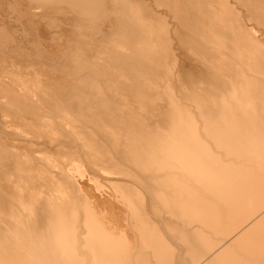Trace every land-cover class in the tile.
Segmentation results:
<instances>
[{
    "label": "bare ground",
    "instance_id": "obj_1",
    "mask_svg": "<svg viewBox=\"0 0 264 264\" xmlns=\"http://www.w3.org/2000/svg\"><path fill=\"white\" fill-rule=\"evenodd\" d=\"M159 1L165 5L167 3L166 0H157ZM248 1H245V6L246 3L249 5ZM258 1L255 6L249 5L251 9L256 8ZM153 2L0 0V264H264L262 41L259 43V38H255L257 41L253 39L256 32H252L251 36L248 31H254L255 26L247 30V21L244 22L240 13L238 17L235 16V7H231L228 0L193 1L192 7L196 9L193 19L201 20L202 17L200 19L198 15L202 14L208 22L201 25L202 19L200 26L196 28H192L194 23L188 25L190 18L185 20L190 15H183L188 3H183L182 7V2H170L168 5L176 22V26L172 27L175 38L181 42L194 43L196 47L189 44L191 48H198L197 51L194 50V56L199 57L207 69L201 75L195 74L194 68H187L182 72L185 80L194 81V84L196 81L199 84L200 81L199 85L203 86L187 89L179 84L182 81L181 75L175 74L177 71L171 68L174 65H162L165 57L161 59V50L166 45L163 44L166 40L163 37L159 42L158 38L164 35L163 32L170 33L172 25L167 21V14H163L167 19L163 18V21L158 16L161 13L153 15V11L158 9ZM213 3L217 5L214 6ZM64 10L73 13L70 18L72 27L79 28L80 25L88 30L92 28L90 25L98 26L97 20L101 18L105 23L103 28L107 29L108 22L104 20L109 16L112 19L113 16L115 30L110 33L113 35L106 37L107 39L104 34L103 36L107 43L113 38L116 42L121 40L122 46L115 48V56L134 58L147 71L152 70L157 74L152 72V77L151 73L148 80H142L145 81L142 86L138 87L140 82H135L136 87L128 78L121 80L124 76L122 71L121 79L112 72V75L101 76L98 80L96 78L101 72L93 79L90 74H78L76 70L79 67L76 69L69 65L67 68L71 76L68 74L70 77L62 81L55 72L54 75L41 68L37 71L31 69L35 67H31L33 64L30 66L28 61L26 63L27 52L22 49L24 37L27 38L29 34L31 39L34 37L42 42L53 31L46 29L43 19L51 17L52 23L61 21V17L51 15ZM170 10L166 11L169 13ZM255 10L254 13L259 14L260 11ZM231 12L239 19H236L238 23L229 21V15L231 18L233 16ZM11 13L15 14L14 20L11 19L12 15L8 16ZM261 14L256 21L264 26V14L259 17ZM18 22H24L28 27L22 25L24 28L18 30ZM72 29L75 31V28ZM195 29H200L201 32L194 33ZM61 30L58 32H62ZM80 33L73 36L76 45L86 48L91 37L86 38L81 34L85 38L82 41ZM78 36L80 39H77ZM42 45L43 43L39 46ZM34 46L33 44L31 48ZM187 46L184 47L188 49ZM47 49L37 50L41 51L37 55L43 56L42 59L48 56L50 62L53 60L51 57L56 58V55ZM32 59L31 62L37 64ZM56 62L54 64L57 65ZM125 63H120L124 70ZM37 65L33 66L37 68ZM80 79L89 82L95 88V93L100 92L102 87L117 88L120 96L118 93L116 95V90H107L113 93L106 92L109 93L106 95L101 91V94H94L96 97L92 98L99 103L105 101L108 104L106 107L109 106L106 111L109 110L110 114L112 112L111 116L107 117V112L96 113L91 106L94 111L79 113L81 108L91 109H87L88 104H84L86 99L78 93L76 81ZM204 88L206 92L202 93L201 89L204 91ZM54 92L59 93L57 98L73 94L76 105L70 106L68 103L69 110L72 108L77 111L79 119L83 116L85 121L93 124L96 131L89 127L90 131L82 124L83 127L74 118L78 115L70 117L73 115H69L67 107L64 108L68 115L60 108L63 111L61 114L58 99H55L58 101L55 105L57 109L49 104L52 100L55 101L51 100L56 94ZM147 93L155 98L147 97ZM42 102H47L50 110ZM161 105H165V112L160 110ZM52 107L56 110L51 109ZM113 115L117 120H120L118 117L124 118V123H117L119 121ZM105 123H110L111 126L104 127ZM156 124L160 126L155 128ZM69 131L73 133V138L69 136ZM73 143H77V146L80 144L82 152L92 153H89L90 159L102 144H109L108 147L105 146V153L102 151L107 154L106 158L102 155L107 164H103L105 159L100 151V154L95 155L96 159H92L97 160L100 165L102 163L101 167H94L92 161L90 167L84 166L81 162L86 156L80 158V162V155L75 150L68 149L74 147ZM97 145L100 146L97 148ZM48 153L56 158L50 160ZM5 157L9 160H4ZM56 159H62V165ZM43 164L47 165L52 178L49 173V185H45L42 180L45 188L41 189V184L33 176L36 175L37 178L39 175V172L36 174V169L44 171L45 168H41ZM86 166L92 174H99L97 177H101L105 183L113 182L109 185H115L111 187L118 191L120 201L122 199L129 208V225L132 224L131 229L135 234L131 239L127 236L130 233L125 232L127 228L122 227L119 210L116 211L109 201L99 199L95 193L97 188L94 191L89 180L81 182L83 179L74 177L75 174L81 177L80 173ZM126 166L130 169H126ZM43 176L45 179V175ZM93 184L99 186L98 183ZM140 184L137 190L135 187ZM133 188L136 189L135 192L132 191ZM137 202L140 203L139 207Z\"/></svg>",
    "mask_w": 264,
    "mask_h": 264
},
{
    "label": "rangeland",
    "instance_id": "obj_2",
    "mask_svg": "<svg viewBox=\"0 0 264 264\" xmlns=\"http://www.w3.org/2000/svg\"><path fill=\"white\" fill-rule=\"evenodd\" d=\"M150 1H154L153 3H154V5L158 8V9H156V11H153V15H155V14H159V13H161L160 15H158L159 17H160V19L162 18V21H163V18H165L166 19V17H167V21L169 22V23H171V31H170V33H168L167 32V34H166V32H163V34L165 35H161V36H159V38H158V41L160 42V40H163V39H165L166 41H165V43H163V44H166V45H164L163 47H166V49H164L163 47H162V49L163 50H161L162 52H161V59H163V57H165L163 60H162V65L164 64V66L163 67H166V66H169V67H171V66H173V67H171V68H173L174 70L173 71H177V73L175 72V74H178V75H181L180 76V81H181V79H182V81L179 83V84H181V86H183V87H185V88H187V89H189V87L190 88H192V89H194V88H202L203 86H202V84H201V86L199 85L201 82L199 81V84H198V81H196L195 82V84L197 85H195L193 82H188L187 80H185L184 79V77L182 76L183 75V73L185 72V70H187V68H191L192 70H193V68H194V72H195V74H197V75H201L202 73H204L203 71H206L207 69H206V66L199 60L200 58L199 57H196V56H194V54H196V52L195 51H197L198 50V48H194V47H196L195 45H194V43H192V42H184V41H182L184 44V46H187V44H188V46H187V48L188 49H186L183 45H182V42H181V40H177L176 38H175V35H174V31H173V26H176V22L174 21L175 20V18H174V13H173V11L172 10H170L171 9V7L169 6L170 5V2L172 3V2H180V4H181V2H182V0L180 1V0H173V1H169V0H166V5L165 4H163L162 3V1L160 2H157V0H150ZM194 2H195V0H193ZM192 0H185L184 2H182V4H181V6L183 5V3L185 4H187V7H185L186 9V13L184 12L183 13V15L185 16V17H187L188 15H190V17L188 16L187 18H185V20L186 19H188V18H190V22L188 23V25L189 24H191V23H194V24H192V28H196L197 26H200L199 24L201 23V20L203 21L202 23H201V25L202 24H205V23H208L207 22V20H206V18H205V16L204 15H198L199 17H200V19H201V17H202V19L201 20H197V18H196V20L197 21H195L194 19H193V16L192 15H194L195 13L194 12H196L195 10V8H193L192 7V5L193 4H191L192 2H193ZM230 1V5H231V7H235L234 9L236 10L235 12L233 11L234 9L232 8V10L231 11H233V13L235 14V16L236 17H238V13H240L239 14V16H241V14H242V16H241V18H243V20H244V22H246L245 24H247L248 25V27H247V25H245V27H246V29L247 30H249V29H251V28H253V26H255V28H254V31H252V30H250V31H248L249 32V34H251V36L253 35L252 34V32L254 33V32H256L255 34H254V36H252L253 37V39L254 40H256L255 38H259L258 39V42L260 41H262L261 42V44H262V47L264 46L263 44H264V26L263 25H260L256 20L258 19V15L260 14V13H262V14H264L263 12H264V0H257L258 1V3L259 4H261V2H262V4L261 5H259L258 3H256V8L259 6L260 8H261V10H260V8L258 7V9H256L254 6H255V2H257L256 0H249L248 2H249V5H254L252 8L253 9H251V6H247V4L248 3H246V6H245V1H247V0H228V2ZM239 1V2H238ZM169 2V3H168ZM193 2V3H194ZM241 2H243L242 4H241ZM190 3V4H189ZM239 3V4H238ZM169 4V5H168ZM215 4V5H214ZM235 4H236V6H235ZM213 5L214 6H216L217 5V3H213ZM234 5V6H233ZM239 5V6H238ZM167 6H169V7H167ZM184 6H186V5H184ZM189 6V7H188ZM210 6H212V5H210ZM165 7H167L168 9H165ZM183 7V6H182ZM246 7H248L247 9H245ZM249 7H250V9H249ZM161 8V9H160ZM187 8H189V9H187ZM165 9V10H164ZM192 9V10H191ZM256 9V10H255ZM164 10V11H163ZM168 10H170L169 11V13L167 12ZM189 10V11H188ZM250 12H249V11ZM254 10L256 11V12H258V11H260L259 12V14H255L254 13ZM263 10V11H262ZM67 11V10H66ZM66 11L64 10L63 12H61V13H55V15L53 14V15H51V16H58V17H61V21H57V22H53L52 23V18L51 17H49V18H45V19H43V23L46 25V29H48L49 31H52V33L51 34H47L46 35V37L42 40V42L41 41H38V39L37 38H30L29 36V34L27 35V38H26V36L24 37V43H23V45L26 43V40H27V43H26V45H22V49H24V51H25V53L27 52L28 53V50H30L29 51V53L31 52V50H32V54L30 53H28L29 54V56L30 55H32V56H28V54L26 53V57H28V59L29 58H33V59H35V56H36V58L38 59V61H37V59H35V60H33L32 59V61H34V62H36L37 64H34V63H32L31 62V59H27L26 60V57L24 58L25 60H26V63H27V61H28V63H29V65L31 64H33V65H37V68H36V66H31V67H35V68H31V69H35V71H37V69H39L40 70V68L42 69V70H48L49 72L51 71V73H53V72H55L57 75L56 76H58V77H61L62 78V81L63 80H67L71 75V72L69 71V69L67 68L69 65L70 66H72L73 65V67L75 66L76 67V69L78 68L80 71L81 70H83V71H81V73H80V71L77 69H75L77 72H78V74H90L91 76H92V78L93 79H95L96 78V76L95 75H97V74H99L100 72V74L97 76V78L96 79H98L99 77H101V76H106V75H112V72H113V74H116V76H118L120 79H121V74H122V76L124 77H122V79L121 80H125L126 78H128L129 79V81H131L132 80V83H134V85H135V82H137V83H139L140 82V84H138L137 86L139 87V86H142V82L144 83L146 80H148V78L151 76L152 77V75H153V73L154 74H157L155 71H152V70H149V71H147L145 68H144V66H141V64L137 61V60H135L134 58H131V57H129V56H122V57H120L119 58V56H115V51H116V49L115 48H117V47H119V46H122V43L120 42L121 40H118L117 42H116V39L115 38H113V39H111L108 43H107V41H106V37H110L111 35H113V34H110L111 33V31H112V33H114V30H115V26H114V21H112L113 20V16H112V19H111V17L109 16V17H107V20L105 19L104 20V22H108V28L107 29H104L103 28V26L102 25H104L105 23H103L102 22V18H101V20L100 19H98L97 21L99 22V25L98 26H96V27H93V25L91 26L90 25V28H91V30H88L86 27H84V26H80L79 25V28H78V26H76V27H72V21H71V17H72V14L73 13H71L70 11H67V13H66ZM172 11V12H171ZM183 11V10H182ZM188 11V12H187ZM69 12V13H68ZM165 12V13H164ZM242 12V13H241ZM65 13V14H64ZM173 13V15H171ZM190 13V14H189ZM194 13V14H193ZM246 13V14H245ZM249 13H250V16L252 17V18H254V19H252L250 16H249ZM252 13V14H251ZM166 15V17L164 16V15ZM168 14H170V15H168ZM186 14H188V15H186ZM234 14H232V12H231V15H233L232 16V18H231V16L229 15V21L231 22V21H234L233 23H238V18H236L235 16H234ZM260 15L259 17H261V16H263V15ZM13 16V17H11V19H15L14 18V15L15 14H8V16ZM152 15V14H151ZM152 15V16H153ZM253 15V16H252ZM256 15H257V18H256ZM157 16V15H156ZM156 16H155V18H156ZM5 17H7V16H5ZM159 17H157L156 19H158ZM172 17V20H170V18ZM204 17V18H203ZM234 17V18H233ZM246 18V19H245ZM248 18V19H247ZM109 19V20H108ZM160 19H158L157 21L158 22H160V23H162V21L160 20ZM236 19H238V20H236ZM251 19V20H250ZM48 20V21H47ZM54 20V19H53ZM183 20H184V18H183ZM187 20V21H188ZM46 21V22H45ZM171 21V22H170ZM192 21V22H191ZM253 21V22H252ZM110 22V23H109ZM205 22V23H204ZM243 22V23H244ZM48 23H50V24H48ZM58 23H59V25H58ZM174 25H173V24ZM196 23H197V25H196ZM256 23V24H255ZM257 23L260 25H258V27L256 28V26H257ZM20 24V25H19ZM61 24V25H60ZM183 24V23H182ZM184 24L185 25H187V22L186 21H184ZM17 29L18 30H22L24 27L26 28V26L28 25H26L24 22H18L17 24ZM24 27H23V26ZM55 25V26H54ZM250 25V26H249ZM191 26V25H190ZM189 26V27H190ZM252 26V27H251ZM262 26V27H261ZM21 27H22V29H21ZM28 27V26H27ZM57 27V28H56ZM70 27H72V28H75V31L72 29V28H70ZM173 27V28H172ZM61 28H62V30H61ZM65 28V29H64ZM81 28H83V30H84V32H86V33H84V32H82L83 30L81 29ZM89 28V29H90ZM52 29V30H51ZM62 31V32H64V33H62V32H58V31H60V30ZM71 29H72V31H71ZM78 29H79V31H78ZM113 29V30H112ZM257 29V31H258V29H259V31L257 32V31H255ZM63 30H65V31H63ZM82 30V31H81ZM85 30H87V31H85ZM94 30V31H93ZM56 31V32H55ZM67 31V32H66ZM71 31V32H70ZM80 31H81V33H80ZM173 31V32H172ZM194 31V33L195 32H197V34L199 33V32H201L200 31V29H195V30H193ZM21 32V31H20ZM259 32H262V33H259ZM61 33V34H60ZM76 33V34H75ZM80 33V37H81V34H83V36H85L86 38H88V37H91L90 39H89V45H87L86 46V48H84V47H82V46H80V45H76V41H75V38L73 37V36H76V35H78V34ZM91 33V34H90ZM106 33V34H105ZM110 35H109V34ZM31 34V33H30ZM75 34V35H74ZM86 34H88V35H86ZM99 34V35H98ZM103 34L105 35V38H104V36H103ZM108 34V35H107ZM62 37H60V36ZM71 35V36H70ZM90 35V36H89ZM167 35V36H166ZM257 35V36H256ZM82 36V37H83ZM88 36V37H87ZM31 37H32V35H31ZM65 37V38H64ZM69 37V38H68ZM81 37V38H82ZM164 37V38H163ZM168 39H167V38ZM47 38V39H46ZM54 38V39H53ZM163 38V39H162ZM35 39V40H34ZM47 41H46V40ZM57 39V40H56ZM60 39V40H59ZM61 39H62V41H61ZM69 39V40H68ZM72 39H74V40H72ZM77 39H80L79 38V36H78V38ZM85 38L83 37V39H81L82 41L84 40ZM105 39V40H104ZM172 39V40H171ZM30 40H32V41H30ZM64 40V41H63ZM67 40V41H66ZM104 40V41H103ZM113 40H115L114 42L116 43H114L113 42ZM175 40V41H174ZM53 41V42H52ZM95 41H97L96 43H95ZM168 41V42H167ZM171 41V42H170ZM257 41V40H256ZM30 42H33V44L35 45L33 48H31L32 46H33V44L32 43H30ZM42 44L43 43V45H44V47H43V45H42V47H40L39 45H41L40 43ZM99 42V43H98ZM112 42H113V44H112ZM120 44H119V43ZM162 42H164V41H162ZM259 42V43H260ZM35 43H37V44H35ZM48 43V44H47ZM110 43H111V45H110ZM118 43V44H117ZM168 43V44H167ZM169 43H172V44H174V46L172 45V44H170L169 45ZM29 44H31V47H29L30 45ZM47 44V45H46ZM56 44H58V45H56ZM189 44H191L192 46H194L193 48H191L190 47V45ZM13 45H15V43H13ZM168 45V46H167ZM182 47H184V48H182ZM54 48H53V47ZM115 46V47H114ZM24 47V48H23ZM29 47V48H28ZM37 47H39V48H37ZM71 47V48H70ZM78 47V48H77ZM81 47L83 48V49H85V52H84V50H82L81 49ZM170 47V48H169ZM190 47V48H189ZM34 48H36V49H34ZM43 48H44V50L46 51V49H47V51H50V52H52V53H54L55 55H56V58H54V57H51V59H53L52 61H50V62H52V63H50L49 62V60H50V58L48 57V56H44V57H46V58H44V59H42L43 58V56H38L37 54H39L38 52H41L42 50H43ZM57 48V49H56ZM77 48V49H76ZM99 50H98V49ZM101 48V49H100ZM27 49V50H26ZM42 49V50H41ZM79 49V50H78ZM107 51H106V50ZM191 49H193V50H191ZM37 50H41V51H37ZM54 50V51H53ZM56 50V51H55ZM58 50V51H57ZM59 50H60V53H59ZM65 50V51H64ZM80 50L82 51V52H80ZM102 50H103V52H102ZM109 50V51H108ZM112 50V51H111ZM165 50V51H164ZM171 50V51H170ZM172 50H173V52H172ZM188 50V51H187ZM195 50V51H194ZM16 51V50H15ZM35 51H36V54H35ZM68 51V52H67ZM99 51V52H98ZM167 51V52H166ZM192 51V52H191ZM64 52V53H63ZM77 52V53H76ZM84 52V53H83ZM90 52V53H89ZM102 52V53H101ZM189 52V53H188ZM78 53H82L83 55H81L80 56V54H78ZM164 53H166V54H164ZM186 53V54H185ZM193 55H192V54ZM263 53H264V51H263ZM61 54V55H60ZM64 54V55H63ZM77 54V55H76ZM88 55V56H86V55ZM106 54V55H105ZM111 54V55H110ZM114 54V57L112 56ZM35 55V56H34ZM68 55V56H67ZM69 55H70V57H69ZM75 55V56H74ZM79 55V56H78ZM175 55V56H174ZM85 56V57H84ZM103 56V57H102ZM189 56H190V58H189ZM194 56V57H193ZM41 57V58H40ZM78 57H80L79 58V60H77V58ZM88 57V58H87ZM92 57V58H91ZM95 57H97V58H95ZM58 58V59H57ZM71 58H73V59H71ZM83 58H85V59H83ZM86 58H87V61H86ZM100 58V59H99ZM101 58H102V61H104V62H102L101 61ZM108 58V59H107ZM130 58V59H129ZM199 58V59H198ZM42 59V60H41ZM56 59V60H55ZM76 59V60H75ZM80 59H82V61L80 60ZM88 59H90V60H88ZM96 59V60H95ZM111 59V60H110ZM124 59L126 60V61H124ZM179 59V60H178ZM186 59V60H185ZM59 60V61H58ZM100 60V61H99ZM166 60V61H165ZM168 60V61H167ZM177 61V64H176V61ZM40 61H44V62H40ZM45 61H47V63L45 62ZM57 61V62H56ZM78 61H80V62H78ZM90 61V62H89ZM121 61H123L124 63L126 62L127 63V65H125L124 64V66L126 67L125 69L126 70H124V68H123V64L122 65H120V63H121ZM175 61V62H174ZM197 61V62H196ZM199 61V62H198ZM25 62V61H24ZM49 62V63H48ZM57 63V65L56 64H54V63ZM113 62V63H112ZM133 62V63H132ZM165 62H167V63H165ZM191 62V63H190ZM200 62H201V64H200ZM74 63V64H73ZM88 63H89V65H88ZM105 63V64H104ZM107 63V64H106ZM115 63L117 64V65H115ZM128 63H130L129 65H128ZM131 63H132V65H131ZM136 63V64H135ZM181 63V64H180ZM67 64V65H66ZM79 64H81V65H79ZM84 64H85V66H84ZM97 64V65H96ZM102 64V65H101ZM139 64V65H138ZM184 64V65H183ZM61 65V66H60ZM63 65V66H62ZM88 65V66H87ZM115 65V66H114ZM166 65V66H165ZM191 65V66H190ZM42 66V67H41ZM43 66H45V67H47V68H45V67H43ZM56 66V67H55ZM103 68H102V67ZM114 66V67H113ZM118 66V67H117ZM121 66V67H120ZM129 66V67H128ZM131 66H133V68L131 67ZM185 66V67H184ZM193 66V67H192ZM203 66V67H202ZM201 67H202V69H201ZM65 68H67V69H65ZM82 68V69H81ZM85 68V69H84ZM143 68V69H142ZM51 69V70H50ZM53 69V70H52ZM105 69V70H104ZM118 69V70H117ZM139 69V70H138ZM140 69L141 70H143V71H140ZM176 69V70H175ZM206 69V70H205ZM57 70H59V71H57ZM66 70V71H65ZM93 70H95L94 72H93ZM136 70H138V71H136ZM145 70V71H144ZM202 70V71H201ZM87 71V72H86ZM120 71H122L121 72V74H120ZM126 71V72H125ZM133 71H134V73H133ZM139 71H140V73H139ZM179 71V72H178ZM196 71H197V73H196ZM61 72V73H60ZM69 72V73H68ZM89 72V73H88ZM97 72V73H96ZM128 72V73H127ZM147 72H149V73H147ZM153 72V73H152ZM183 72V73H182ZM60 73V74H59ZM67 73V74H66ZM118 73H119V75H118ZM152 73V74H151ZM54 74V73H53ZM66 75V76H64V75ZM70 76H69V75ZM93 74H94V76H93ZM128 76H126V75ZM135 74H137V76H135ZM148 74V75H147ZM151 74V75H150ZM55 75V74H54ZM150 75V76H149ZM62 76H64V77H62ZM69 76V77H68ZM129 76H132V77H129ZM141 76V77H140ZM146 76V77H145ZM73 77V76H72ZM95 77V78H94ZM148 77V78H147ZM161 77H163V76H161ZM102 78V77H101ZM100 78V79H101ZM131 78V79H130ZM132 78H134V79H132ZM143 78V79H142ZM145 78V79H144ZM147 78V79H146ZM227 78V77H226ZM232 78V77H231ZM230 77H229V79H231ZM128 79H126V80H128ZM137 79V80H136ZM75 80V79H74ZM99 80V79H98ZM133 80H135V81H133ZM139 80V81H138ZM142 80H145V81H142ZM228 80V79H227ZM84 81V80H83ZM83 81L80 79V80H78V81H76L77 82V84H78V86H79V88H77V90H78V93H80V95L81 96H83L84 97V100L86 101H84L83 103L86 105V104H88L86 107H88L87 109H89V108H91V107H93V109L94 110H96L95 112L97 113V112H101L100 114H105V112H107V114H109V115H107V117H109V116H111L112 115V112H111V114H110V112H109V110H107L106 111V109L108 108L109 109V106L108 107H106L108 104L107 103H105V101H101L100 103L99 102H96L94 99H92L93 97L95 98L96 97V95H94V94H97V93H100L101 94V91L103 92H105V94L107 95V94H109V93H113L117 88L115 87V88H109V89H106V87H102V89H100L99 91L100 92H96L95 93V88H93L90 84H89V82H85L84 81V83H83ZM184 81V82H183ZM185 81H187V83L185 82ZM99 82V81H98ZM79 83H80V85H79ZM82 83V84H81ZM136 83V84H137ZM184 83V84H183ZM188 83H191V84H189L188 85ZM194 84V86H193V84ZM203 83V85L205 86L206 84L204 83V82H202ZM226 84H227V82H225ZM225 84V85H226ZM185 85V86H184ZM191 85H192V87H191ZM136 86V85H135ZM136 86V87H137ZM212 87V86H211ZM86 88V89H85ZM196 88V89H197ZM206 88V87H205ZM204 88V89H205ZM207 88L208 89H210L209 88V86H207ZM88 89V90H87ZM106 89V90H105ZM195 89V90H196ZM107 90H112L111 92L110 91H107ZM211 90V89H210ZM117 91V90H116ZM225 91V89L223 90V91H221L222 93ZM84 92H85V94H84ZM106 92H109V93H106ZM197 92H199V93H205L206 92V89L203 91L202 89H201V92H200V90H198ZM220 92V93H221ZM57 94V92H54V94ZM76 93V92H75ZM74 93V94H75ZM116 93V95H118L119 93H118V91L117 92H115ZM118 93V94H117ZM209 94L211 93V92H208ZM208 93H206L207 95H208ZM214 93V92H213ZM213 93H211V94H213ZM51 95L53 94V92H51L50 93ZM53 95L52 96V98H51V100L52 99H58V101H51L49 104H52L54 107H56L55 105H57L58 104V107H59V105H60V107H59V112L61 113V114H63L62 112L64 111L65 112V109L66 108H64V107H67V109L66 110H68V111H66V112H68L69 113V115H73V116H70V117H74L75 115H78V117L76 118V116L74 117L75 119H78V121L81 123V125L83 124L85 127H86V129H88V130H90L91 129V127H93L92 125V123L91 122H88V121H85L84 119V117L82 116L80 119H79V117H80V115H79V113L80 114H82L84 111L85 112H89L90 110H93L92 108L91 109H89V110H86V108H81L80 109V112L79 113H77V111H74L72 108V110H73V112L71 111V109L69 110V108L68 107H70V106H74V104L76 105V103H75V101H76V98H75V100H73V94L71 95V94H66V95H63L64 97H59V98H57L56 96H58V94L57 95ZM87 94V95H86ZM92 94V95H91ZM103 94V93H102ZM104 94V95H105ZM216 94V93H215ZM51 95H50V97H51ZM121 94H119V96H120ZM149 95H150V93H149ZM55 96V97H54ZM151 96V98H155V96L154 95H150ZM150 96H148V93H147V97H150ZM54 97V98H53ZM83 97H82V99H83ZM63 98V99H62ZM65 98H66V101H63V100H65ZM91 98V99H90ZM151 98H149V99H151ZM153 98V99H154ZM60 99V100H59ZM73 102H72V101ZM61 101V102H60ZM64 103H63V102ZM90 101V102H89ZM58 102V103H57ZM103 102V103H102ZM44 103H46V104H48L47 102H42V104H44ZM55 103V104H54ZM57 103V104H56ZM63 103V104H62ZM69 103V105L67 106V104ZM98 103V104H97ZM46 104H44L45 106V108L47 109V110H50V105L48 104V106L46 105ZM81 104H82V102H81ZM83 104V105H84ZM79 105H80V102H79ZM48 108H47V107ZM62 106V107H61ZM91 106V107H90ZM121 106H123V105H121ZM163 106V107H162ZM54 107H52L51 109H53V110H56L58 107H56V109L54 108ZM100 107V108H99ZM60 108H61V110H63V111H61L60 110ZM64 108V109H63ZM165 110V105H161L160 106V110L161 111H164ZM93 110V111H94ZM79 111V110H78ZM102 111H103V113H102ZM65 112V114H67ZM82 112V113H81ZM84 112V113H85ZM91 112V111H90ZM165 112V111H164ZM73 113V114H72ZM74 113H76V114H74ZM68 115V114H67ZM115 118H116V120H117V117L115 116V115H113ZM112 116V117H113ZM55 117V116H54ZM112 117H110V118H112ZM113 117V118H114ZM45 119H46V117H44ZM47 118H49V117H47ZM84 118V119H83ZM115 118H114V120H115ZM53 121L55 120L54 118H51ZM118 119H120V120H117V121H119V122H117V123H124V118H122V117H118ZM83 121V123H82V121ZM122 120H123V122H122ZM112 121H113V119H112ZM111 121V122H112ZM86 122V123H85ZM108 124V125H107ZM110 123H105V125L103 124V126L104 127H106V126H111V125H109ZM82 125V126H83ZM89 125V126H88ZM83 126V127H84ZM158 126H160V125H157L156 124V126H155V128H157ZM89 127H90V129H89ZM96 127V126H95ZM98 127V126H97ZM108 127V128H109ZM93 129H94V127H93ZM92 130V129H91ZM90 130V131H91ZM96 130L94 129V132H95ZM66 133H68V132H66ZM65 133V135H68V134H66ZM71 133L72 132H70L69 131V136L70 137H72L73 136V133H72V135H71ZM73 138V137H72ZM68 144V143H67ZM75 143H73V146L74 147H68V149L70 148V150H75L77 153H78V155H80V156H82V157H80L79 156V161L84 157V156H86L85 158H83L82 159V164L85 166V165H87V166H89L90 167V165L92 164H94V167H101V165H102V163H101V165H100V163L99 162H97V160H95L96 159V154L97 153H99L100 151V153H101V156L103 155L105 158H106V156L105 155H107V154H104L105 153V148H107L108 147V145L109 144H107V143H104V144H100L99 146L97 145L96 147L99 149V150H97V151H95L94 153H96V154H94L93 156H95V157H93L92 155H91V159H90V154H92V153H85V152H82V147H81V145L80 144H78V146H77V143L74 145ZM106 144V145H105ZM68 146V145H67ZM72 146V145H71ZM77 146V147H76ZM105 146H107V147H105ZM79 147V148H78ZM57 148V147H56ZM78 148V149H77ZM103 148V149H102ZM79 150V151H78ZM104 153H103V152ZM82 153V154H81ZM85 153V154H84ZM99 153V154H100ZM103 153V154H102ZM48 154H50V153H48ZM88 154V155H87ZM111 156L112 155H114V154H110ZM52 156H55V155H52ZM51 156V154L49 155V159L50 160H53V159H55L54 157H52ZM88 156H89V159H88ZM102 156V157H103ZM103 157V158H104ZM52 158V159H51ZM81 158V159H80ZM92 158H95V159H92ZM104 158V159H105ZM8 158L7 157H5L4 158V160H7ZM58 159V158H57ZM56 159V160H57ZM86 159V160H85ZM9 160V159H8ZM88 160V161H87ZM90 160V161H89ZM96 161L95 163H94V161ZM55 161V160H54ZM60 161H62V159L60 160L59 159V161L57 160L56 162H58L59 164H61L62 165V163L60 162ZM84 161V162H83ZM92 161V162H91ZM105 161V162H104ZM103 162V164H107L106 163V159L104 160ZM87 162H89V163H87ZM90 162H91V164H90ZM84 163H86V164H84ZM98 163V164H97ZM97 166H96V165ZM43 167H41V168H45L44 169V171L42 170V169H36L37 171H35L36 172V174L39 172V175H37V178H38V180H41V182L40 181H38V180H36L37 178L35 177V176H33V174H32V176H33V179L36 181V182H39L41 185H42V180L44 181L43 183L46 185V184H48L49 183V180H51V178H52V173L51 172H49V170L47 169L48 167H47V165L45 166L44 164L42 165ZM85 167V169H84V173L82 174V173H80L81 175V177H79L78 175L79 174H75V178H76V176H77V178L79 179V180H81V179H83V180H81V182L82 181H90L89 182V185H91V187H93V189H94V191H95V189L97 188L98 189V191H97V189H96V191H95V193L97 194V196H98V198L99 199H102L103 201H109L113 206H114V208H115V210L116 211H118V213H120L119 215L122 217L121 219H122V227H125V229H126V233L128 232V233H130V234H128L127 236L131 239L132 238V236H134L135 234H134V232L132 231V229L131 228H133V226H131V225H129L130 224V220H129V208L126 206V204L124 203V202H122V199H121V201H120V199H119V193H118V191L116 192L115 191V189H114V187H111V186H115V185H109V184H111V183H113V182H107L106 181V183L104 182L105 180H103V179H101V177H97V176H99V174H92L91 173V170H89L88 169V167ZM66 167H68V166H66ZM65 167V168H66ZM93 167V166H92ZM96 169V168H95ZM98 169V168H97ZM126 169H130V167L129 166H126ZM45 172V173H41V172ZM49 173H51V174H49ZM90 173V174H89ZM51 175V178H50V176L49 175ZM43 175H45V179L43 178L44 176ZM46 175H48L49 177L47 178L46 177ZM91 175V176H90ZM40 176H42V178L41 179H39V177ZM82 176H83V178H82ZM90 176V177H89ZM84 177H86V178H84ZM92 177V178H91ZM36 178V179H35ZM50 178V179H49ZM90 178V179H89ZM135 178V177H134ZM49 179V180H48ZM91 179H92V182H91ZM136 179V178H135ZM48 180V181H47ZM95 180H97V181H99L100 180V182H95ZM47 181V182H46ZM132 181V180H131ZM134 182H136L135 180H133ZM103 184H102V183ZM39 183H36V184H39ZM90 183H92V184H90ZM93 183H98L99 184V186L97 187V184H93ZM101 183V184H100ZM35 184V186L36 187H38L39 188V185H36ZM43 184V185H44ZM40 185V187H41V189L42 188H45L43 185L41 186ZM49 185V184H48ZM95 185V186H94ZM135 186V185H134ZM138 186V187H137ZM140 186H141V184L140 185H136V189L138 190L139 188H140ZM99 188H100V190H99ZM135 188H133V192H135L136 191V189ZM141 190V189H140ZM117 193V194H116ZM114 194V195H113ZM116 195V196H115ZM115 199H117V200H119V201H117V200H115ZM137 203H139V202H137ZM120 204V205H119ZM139 205H140V203L138 204V207H139ZM125 207V208H124ZM140 207H142V205L140 206ZM128 208V209H127ZM122 213H121V212ZM128 212V213H127ZM123 214V215H122ZM124 218V219H123ZM128 222H127V221ZM123 222H124V224H123ZM124 225V226H123ZM130 230V231H129ZM133 232V233H132ZM133 234V235H132ZM130 235V236H129Z\"/></svg>",
    "mask_w": 264,
    "mask_h": 264
}]
</instances>
